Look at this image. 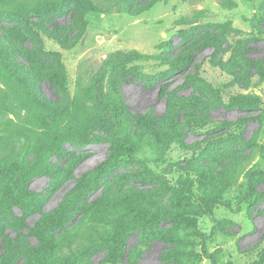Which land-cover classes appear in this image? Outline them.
I'll return each instance as SVG.
<instances>
[{"label": "rangeland", "instance_id": "rangeland-1", "mask_svg": "<svg viewBox=\"0 0 264 264\" xmlns=\"http://www.w3.org/2000/svg\"><path fill=\"white\" fill-rule=\"evenodd\" d=\"M94 1L93 12L69 2L44 16L0 15V44L34 89L98 121L42 158L28 184L40 207L15 205L0 219L10 240L0 233V264L23 262L36 230L59 236L117 217L130 230L128 264L135 254L138 264H264V0ZM243 95L256 102L231 104ZM0 115L12 120L0 137L33 159L40 131L15 115L1 83ZM121 143L134 153L121 155ZM251 182L258 193L243 202ZM132 191L155 215L142 229L91 207ZM59 208L63 224L48 226Z\"/></svg>", "mask_w": 264, "mask_h": 264}, {"label": "trees", "instance_id": "trees-1", "mask_svg": "<svg viewBox=\"0 0 264 264\" xmlns=\"http://www.w3.org/2000/svg\"><path fill=\"white\" fill-rule=\"evenodd\" d=\"M69 2L80 5L84 12L97 10L94 0H0V15L20 18L32 14L44 16ZM188 55V50L183 51L172 61V67L180 68L186 65L189 60ZM257 66L264 72L263 64L259 63ZM0 83L9 92V100L15 115L22 118L28 126L38 129L41 134L39 141L33 146L35 154L33 159L29 156L21 159L22 154L18 151L12 136L0 137V219H3L13 213L15 205L23 208L38 205L40 207L41 195L30 190L28 184L32 177L44 170L41 166L42 158L57 153L63 142L86 136L98 121L91 114L84 117L77 112L78 110L74 111L68 106L61 108L44 99L34 89L29 78L14 66L8 46L4 44H0ZM255 102L254 98L247 95L231 98V104L235 105H253ZM11 121L10 118L0 115V124H8ZM119 151L121 155L133 154L134 147L121 143ZM262 155L264 157V146ZM257 193L256 183L251 182L248 193L240 199L250 203ZM141 195L140 192L132 191L115 198L103 196L92 202L91 207L95 206V212L98 214H101L103 209H109L132 217L139 225L138 228L142 229L152 223L155 215L141 204ZM182 195L185 193L182 192ZM74 200L75 197H71L66 204ZM63 210L59 208L48 216L47 225L61 226L65 218ZM68 232L53 236L50 232L36 230L39 242L30 245L28 254L20 264H128L130 261L131 252L128 250L130 230L124 218L117 217L111 222L105 221L87 229L78 228ZM0 233L4 243H10L2 226ZM99 250H104V257L100 262H96L92 257ZM132 257L135 259L132 264H138L137 254ZM208 257L215 263L213 253H208Z\"/></svg>", "mask_w": 264, "mask_h": 264}]
</instances>
